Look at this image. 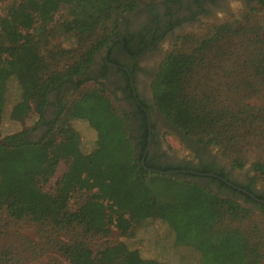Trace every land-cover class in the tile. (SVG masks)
I'll return each instance as SVG.
<instances>
[{"label": "trees", "instance_id": "1", "mask_svg": "<svg viewBox=\"0 0 264 264\" xmlns=\"http://www.w3.org/2000/svg\"><path fill=\"white\" fill-rule=\"evenodd\" d=\"M5 1L0 0V9ZM143 1L12 0L0 16V211L55 231L80 230L79 239L57 244L70 264H167L145 259L123 242L98 252L86 243L88 235L108 236L113 225L129 235L146 221L165 223L173 232L174 246L200 254L198 264H264V216L183 175L160 174L181 168L150 158L147 121L137 151L129 117L113 112L105 85L90 72L96 55L118 37L121 18ZM258 2L264 10V0ZM66 8L73 18L60 26L78 45L69 52L71 63L59 68L54 61L60 55L42 53L41 41L30 31L36 24L51 23ZM230 26L216 27L214 37L191 52L168 53L152 91L158 111L183 141L219 146L232 158L233 168L242 169L254 140H264V128L256 127L259 122L264 125V108L241 98L247 89L258 93L264 87V28L259 29L262 38L250 59L234 61L225 69L219 65L224 58L218 52L212 55L207 45L218 42L232 30ZM241 29L249 32L246 26ZM221 72L232 81L222 83L212 77ZM10 81L16 83L19 97L7 106ZM91 81L98 88L76 94ZM63 90L65 98L53 105L57 112L48 121L49 97L57 91L58 98ZM222 94L233 95L229 104L219 100ZM4 113L13 122L32 115L37 121L28 130L3 136ZM75 119L87 121L97 133L96 148L89 154L80 149ZM42 126L46 128L39 140L28 138ZM62 162L68 164L66 171L53 191H45L43 184L56 175ZM212 172L204 171L205 176L217 178L210 176ZM254 172L253 182L263 178L264 163H254ZM82 191L95 192L77 210H70L73 193ZM256 198L247 197L264 212V195ZM227 244L230 251L222 255Z\"/></svg>", "mask_w": 264, "mask_h": 264}, {"label": "rangeland", "instance_id": "2", "mask_svg": "<svg viewBox=\"0 0 264 264\" xmlns=\"http://www.w3.org/2000/svg\"><path fill=\"white\" fill-rule=\"evenodd\" d=\"M197 1L201 7L195 6L194 0H188V2L186 0L185 2L184 0H152V9L150 8L147 13L151 16L152 23L158 26L155 34L161 36V34L167 33L165 29L168 26H173L167 36L161 37L159 49L156 48V50H162L166 53V56L171 52H191L201 42L213 38L216 27L227 24L233 27L232 30H226L227 32L222 35L218 42L213 40V42L208 43L209 50H212V55L218 52L217 54L224 58L219 65H222L225 69L234 61H241L242 63L248 61L250 56L259 48L258 43L262 38V31L260 30L259 34V29L264 28V10L258 0H225L226 4L222 7H218L212 0ZM11 2L12 0H6L1 4L0 16L5 14V10ZM70 10L69 8L64 9L54 17V21L51 23L47 25L36 24L34 29L30 31L37 40L41 41L42 53L60 55V60L54 61L59 68H64L65 65L71 63L69 52L78 45L76 38L72 34L65 33L60 26L65 20L73 18ZM249 11L251 14L248 18L246 14ZM134 17L131 15L121 18L120 23L123 21L124 26L122 30H128L134 24L133 20H136ZM162 17L166 19L163 24H161ZM162 25L165 28H162ZM244 26L249 32L241 29ZM159 53L161 54V51ZM157 60L154 59L147 62V64L154 65L156 62L158 63L159 60ZM212 77L222 83L232 81L223 72L220 75L213 74ZM198 78L199 75L196 81ZM8 87L7 106L19 97V89L15 82L10 81ZM95 88H98V86L93 81L87 82L76 94L79 95ZM223 89L225 92L226 86H223ZM62 94V97L65 98V92ZM104 94L109 99L112 110L116 115L128 116L127 110L111 86L105 85ZM232 97L231 94H222L219 100L223 104H229ZM236 98H239V96ZM241 98L248 105L264 108V87L258 93L247 89ZM52 99H57V96H52ZM56 112L57 108L50 106L46 111L47 120L54 119ZM36 121L37 116L32 115L24 122H13L8 114L4 113L1 126L2 135L7 136L21 130H28L34 126ZM73 126L80 134L82 153L89 154L93 152L97 142L96 131L91 128L87 121L81 119H75ZM260 126L264 128V125H261L260 122L256 124V127L260 128ZM45 128L46 126H43V129ZM42 134V129H39L29 135L28 138L37 141ZM130 135L132 136L131 131ZM181 138L168 121L162 127H158L155 145L166 156L173 158L174 161L160 162V164L177 166L182 164L184 160H193L194 156L184 146ZM205 147L224 164L227 170L232 171L231 174L229 173L232 179L241 183H246L248 177L252 180L256 177L254 163L257 161L264 163V140L260 137L254 140V145L247 152L245 166L242 169H234L232 158L228 157L229 155L219 146ZM67 166L66 162L60 164L56 175L48 183L43 184L45 191L55 189L56 183L61 179ZM256 184L259 192L264 194V177L257 180ZM93 190L97 189L94 187ZM93 192L73 193L69 204L70 210H77L92 196ZM218 194L221 197L224 196V198H226L225 196L232 197L243 207L253 208L256 215L264 216V212L260 207L244 201L241 197H236L234 194L225 191L223 193L218 192ZM110 229L111 233L108 236H86L87 245L94 252H98L106 246L123 242L131 249L138 250L145 259L160 260L167 264H198L200 261V254L191 248L174 246L173 232L161 221H146L141 226L134 228L129 235L122 234L115 225L111 226ZM80 236V230L55 231L51 226L37 224L30 220H15L6 211H0V264H70L68 258L58 251L57 244L59 242L69 244L74 239H79ZM230 246V244H227L223 247L222 255L229 253Z\"/></svg>", "mask_w": 264, "mask_h": 264}, {"label": "flooded vegetation", "instance_id": "3", "mask_svg": "<svg viewBox=\"0 0 264 264\" xmlns=\"http://www.w3.org/2000/svg\"><path fill=\"white\" fill-rule=\"evenodd\" d=\"M212 1L218 7L226 4L225 0ZM152 4V0H145L140 3L138 9L124 16H135L136 20H133L134 24L128 30H122L124 26L123 21H121L117 31L118 37L108 48H105L96 55L94 66L90 72L97 78L98 82L111 86L114 93L119 96L123 106L127 110L131 124V134L134 139L133 143L137 147L138 152L141 151V147H139L137 139L145 134V122L147 121L149 124L147 153L150 154V158H154L157 162L166 163L168 161L174 162L173 158L171 159V157L162 153L160 148L155 145V141L158 127H162L167 121L155 106L151 85L159 72L161 63L166 58V53L160 50V54V51H157L156 48L159 49L161 37L167 36L173 29V26H168L165 29L167 33L161 34V36L155 34L158 26L152 23L151 16L147 13L150 8L152 9ZM194 5L201 7L197 0H194ZM161 20V24L166 22V19L163 17ZM162 28L165 27L162 25ZM154 59H158V63L156 62L154 65L147 64V62ZM58 93L56 91L50 95L49 101L51 106L59 105L58 101L63 94H60V97L57 99H52V96H57ZM51 120L49 119L48 121ZM40 129L42 131L45 130L43 126ZM182 142L194 158L192 161L184 160L182 164L177 165V168H181L174 171L177 174L183 175L192 182H197L216 194L218 192L223 193L224 191L229 192L251 204L253 202H250L247 197L250 196L252 200L257 201L256 197L264 195L259 192L256 182H253L250 177L246 179V183L232 179L230 175L232 171L227 170L224 164L207 147L191 140H184ZM206 169L213 171L209 174L217 176V178L205 176L207 175L204 173ZM225 197L234 199L232 197Z\"/></svg>", "mask_w": 264, "mask_h": 264}, {"label": "water", "instance_id": "4", "mask_svg": "<svg viewBox=\"0 0 264 264\" xmlns=\"http://www.w3.org/2000/svg\"><path fill=\"white\" fill-rule=\"evenodd\" d=\"M160 174H168V175H173L175 174L176 172H159ZM210 176H213V175H210Z\"/></svg>", "mask_w": 264, "mask_h": 264}]
</instances>
